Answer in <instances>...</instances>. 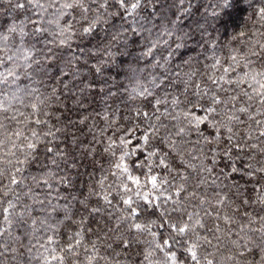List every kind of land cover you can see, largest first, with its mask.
<instances>
[{"label": "snow or ice", "instance_id": "6c2138e0", "mask_svg": "<svg viewBox=\"0 0 264 264\" xmlns=\"http://www.w3.org/2000/svg\"><path fill=\"white\" fill-rule=\"evenodd\" d=\"M5 3L0 264H264V0Z\"/></svg>", "mask_w": 264, "mask_h": 264}, {"label": "trees", "instance_id": "16d2710c", "mask_svg": "<svg viewBox=\"0 0 264 264\" xmlns=\"http://www.w3.org/2000/svg\"><path fill=\"white\" fill-rule=\"evenodd\" d=\"M2 7L4 8V12L2 15H0V22H3V21H6L9 19L8 17V8L10 7L7 3L3 4ZM247 23L249 25H251L252 21L251 20H246L243 18V14H242V18L241 19H238L236 21V24L233 25L231 22H229V29H228V33L226 34L227 36H230L231 33L237 28V27H240L241 29H243V25ZM238 47H243V45H238ZM35 264V262H34Z\"/></svg>", "mask_w": 264, "mask_h": 264}]
</instances>
